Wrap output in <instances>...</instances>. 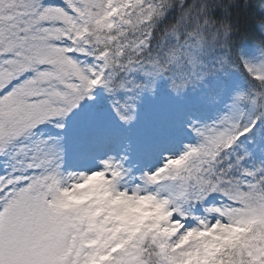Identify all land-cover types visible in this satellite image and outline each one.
Segmentation results:
<instances>
[{
	"label": "snow or ice",
	"instance_id": "snow-or-ice-1",
	"mask_svg": "<svg viewBox=\"0 0 264 264\" xmlns=\"http://www.w3.org/2000/svg\"><path fill=\"white\" fill-rule=\"evenodd\" d=\"M177 11L0 0V264H264V3Z\"/></svg>",
	"mask_w": 264,
	"mask_h": 264
},
{
	"label": "trees",
	"instance_id": "trees-1",
	"mask_svg": "<svg viewBox=\"0 0 264 264\" xmlns=\"http://www.w3.org/2000/svg\"><path fill=\"white\" fill-rule=\"evenodd\" d=\"M168 6L170 7H175L177 11V15H179V9L181 7L182 0H166ZM205 0H188V3H204ZM222 4H229V3H240L241 6L247 2V0H220ZM259 3H264V0H257ZM157 3H159V0H157ZM187 22V21H186ZM264 21H260L259 18L257 17H249V23H262ZM227 24L228 22L225 21ZM176 27L175 20L170 19L168 21H165L163 24L160 25V29L157 32V38H160L161 33L167 30L169 33L173 31V29ZM232 34V39L229 41L230 44L233 46H237L240 44L242 40H244L241 43V47L243 49V54L246 58H254L252 62L256 64V60H262L261 66H264V55H261V49H264V43L261 41V36L259 33H254L251 29L246 28V26L243 24L240 27L239 32H237L235 24H232L229 26L228 29ZM218 39L223 43V35H219ZM261 55L259 56V59H257L256 55ZM231 79L240 84V89H251L254 85L255 82L248 80L246 77H240L238 73H232L231 74ZM239 94V93H237ZM194 98L189 97V101L191 102ZM217 110H222L221 106H217L216 109H212V113L214 116L215 111ZM257 160H250L248 161V164H256Z\"/></svg>",
	"mask_w": 264,
	"mask_h": 264
}]
</instances>
